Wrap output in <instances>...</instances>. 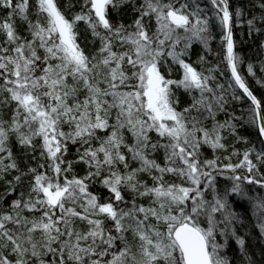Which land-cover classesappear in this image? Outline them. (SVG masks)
Here are the masks:
<instances>
[{"label": "snow or ice", "instance_id": "6c2138e0", "mask_svg": "<svg viewBox=\"0 0 264 264\" xmlns=\"http://www.w3.org/2000/svg\"><path fill=\"white\" fill-rule=\"evenodd\" d=\"M246 43L264 0H0V264H264Z\"/></svg>", "mask_w": 264, "mask_h": 264}, {"label": "trees", "instance_id": "16d2710c", "mask_svg": "<svg viewBox=\"0 0 264 264\" xmlns=\"http://www.w3.org/2000/svg\"><path fill=\"white\" fill-rule=\"evenodd\" d=\"M65 2H66V0H60V3H62V4L65 3ZM79 27L81 29V32H83L84 26L81 24ZM237 38H239V35H237ZM213 48L214 49L216 48V43L215 42L213 43ZM239 51L245 57V61H246L244 64H242L240 66L241 74L245 77L246 81L249 83V85L252 87V89L256 90L257 93L261 94V92L264 91V89H261L260 86L256 84L255 79L248 74V72H247V62L250 61L254 65V71L256 72L257 77H264V73H262L260 71V64H261L262 61H264V54L258 55L256 50H255V47L253 45H251V44H248V43L242 45L241 48L239 49ZM193 58H195V57H193ZM221 67H222V65H221ZM226 77L221 78V82L222 83H225V84L227 83ZM234 103H235V105L237 107V110H239L240 108H245L246 109L248 107V102L246 103L245 101H242V102L241 101H237V102H234ZM249 129L251 130L250 137L252 139H254L255 135H256L255 129H252V128H249ZM237 147H241V146L237 145ZM205 151L207 152V154L211 155V150L210 149H206ZM77 171L80 172L81 171L80 168H77ZM91 190L93 192H101L104 195L107 194L106 190H101V189L96 188V187L92 188ZM255 236H258V232L255 233ZM255 236L250 238V240H251V243L253 244V246L256 248L257 258H258L259 242L255 238Z\"/></svg>", "mask_w": 264, "mask_h": 264}, {"label": "bare ground", "instance_id": "6f19581e", "mask_svg": "<svg viewBox=\"0 0 264 264\" xmlns=\"http://www.w3.org/2000/svg\"><path fill=\"white\" fill-rule=\"evenodd\" d=\"M222 67H223V65H222ZM227 76V75H226ZM225 76V77H226ZM226 81H227V77H226ZM253 90V89H252ZM254 91V94H256L258 97L260 96V93H257V91L256 90H253ZM246 99V98H245ZM242 102V101H241ZM250 102H248V104H249ZM248 132L250 133L251 132V130L250 129H248ZM250 135H251V133H250Z\"/></svg>", "mask_w": 264, "mask_h": 264}]
</instances>
